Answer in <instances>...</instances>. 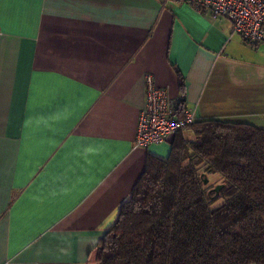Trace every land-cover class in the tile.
<instances>
[{
	"label": "crops",
	"instance_id": "obj_1",
	"mask_svg": "<svg viewBox=\"0 0 264 264\" xmlns=\"http://www.w3.org/2000/svg\"><path fill=\"white\" fill-rule=\"evenodd\" d=\"M0 264H97L148 155L145 76L195 120L264 128V46L183 0H0Z\"/></svg>",
	"mask_w": 264,
	"mask_h": 264
},
{
	"label": "trees",
	"instance_id": "obj_2",
	"mask_svg": "<svg viewBox=\"0 0 264 264\" xmlns=\"http://www.w3.org/2000/svg\"><path fill=\"white\" fill-rule=\"evenodd\" d=\"M203 176L218 177L217 195V183L204 184ZM95 260L264 264V128L203 119L178 131L167 158L147 156L129 200L95 246Z\"/></svg>",
	"mask_w": 264,
	"mask_h": 264
},
{
	"label": "built area",
	"instance_id": "obj_3",
	"mask_svg": "<svg viewBox=\"0 0 264 264\" xmlns=\"http://www.w3.org/2000/svg\"><path fill=\"white\" fill-rule=\"evenodd\" d=\"M197 13L225 18L232 31L252 47L264 46V0H183ZM1 35V32H0ZM195 118L167 92L157 88L151 76H145V108L139 114L134 147L146 148L170 140Z\"/></svg>",
	"mask_w": 264,
	"mask_h": 264
},
{
	"label": "rangeland",
	"instance_id": "obj_4",
	"mask_svg": "<svg viewBox=\"0 0 264 264\" xmlns=\"http://www.w3.org/2000/svg\"><path fill=\"white\" fill-rule=\"evenodd\" d=\"M184 136L187 138V139H192V134L190 133V132H186V133H184ZM203 178V180H204V178H206L207 179V182H206V184H209V185H214V184H216L218 181H219V179H218V177L217 176H203L202 177ZM219 183H217V185H218ZM219 202H217V204H218Z\"/></svg>",
	"mask_w": 264,
	"mask_h": 264
},
{
	"label": "water",
	"instance_id": "obj_5",
	"mask_svg": "<svg viewBox=\"0 0 264 264\" xmlns=\"http://www.w3.org/2000/svg\"><path fill=\"white\" fill-rule=\"evenodd\" d=\"M206 182H207V179L206 178H204V180H203V183L204 184H206ZM222 187V185L221 184H218V185H216L215 187H214V193H215V195H217L218 194V191H219V189Z\"/></svg>",
	"mask_w": 264,
	"mask_h": 264
}]
</instances>
